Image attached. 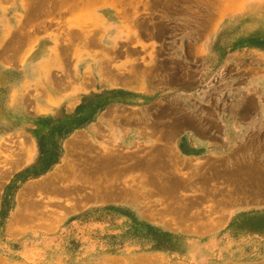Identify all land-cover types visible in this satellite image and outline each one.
<instances>
[{"label":"rangeland","instance_id":"1","mask_svg":"<svg viewBox=\"0 0 264 264\" xmlns=\"http://www.w3.org/2000/svg\"><path fill=\"white\" fill-rule=\"evenodd\" d=\"M25 1L74 96L35 131H2L0 264H264V133L226 152L213 88L233 61L264 67V0ZM87 63L118 86L81 87ZM167 71L179 103L160 102ZM101 113L117 126L94 135Z\"/></svg>","mask_w":264,"mask_h":264},{"label":"crops","instance_id":"2","mask_svg":"<svg viewBox=\"0 0 264 264\" xmlns=\"http://www.w3.org/2000/svg\"><path fill=\"white\" fill-rule=\"evenodd\" d=\"M2 1L6 14L0 17V88L4 95L0 114L5 116L8 122L4 126L0 125V136L4 135V129L5 132L26 134L35 131L36 120L50 118L58 104L73 99L74 94L70 87L57 83V55L52 41L47 37L38 36L40 27L31 32L24 30L26 1ZM41 46L48 47L44 53L40 52ZM261 65L258 62L257 65L245 67L233 61L227 65L228 73L213 86L216 91L224 93L222 99L226 102L224 122H220L223 127L220 132L214 133V136H221L226 152L230 150L233 153L239 149L243 151L249 143H257L258 135L264 133V111H260L259 107V100L264 103V95L261 94L264 89V67ZM88 68L87 63L79 70L81 87L86 88L89 77L96 78L97 86L106 85L108 80V83L112 82L109 87L118 86V73L111 74L100 64L95 68ZM172 75L167 71L159 77L157 86L161 91V103H179L185 94L182 84L172 83ZM154 89L151 84L148 90H131H134L136 95L145 96L151 95ZM80 93L82 95L84 91ZM105 117L106 113L98 115L93 125L94 135L100 133L102 126L116 128L118 116ZM104 118L107 119L106 123L102 122ZM191 127L190 136H194L198 128L194 127V124ZM199 142L201 143V140ZM194 144L197 145L195 140Z\"/></svg>","mask_w":264,"mask_h":264},{"label":"bare ground","instance_id":"3","mask_svg":"<svg viewBox=\"0 0 264 264\" xmlns=\"http://www.w3.org/2000/svg\"><path fill=\"white\" fill-rule=\"evenodd\" d=\"M54 1H56V0H53V2H54ZM62 1H64V0H62ZM66 1H68V0H66ZM31 2H33V1L31 0ZM47 2H48V0H47ZM75 2H76V0H75ZM75 2H73V4H74ZM27 3H28V2H27ZM29 3H30V2H29ZM56 3H57V2H56ZM61 3H62V2H61ZM79 4H80V3H79ZM77 5H78V4H77ZM77 5H76V6H77ZM90 9H91V8H90ZM90 9H89V10H90ZM36 10H37V9H36ZM36 10H34V11H36ZM37 12H38V11H37ZM94 15H95V14H94ZM94 15H93V16H94ZM85 16H86V15H85ZM85 16H84V17H85ZM90 16H91V15H90ZM87 17H88V16H87ZM87 17H85V18H87ZM16 45H17V44H16ZM50 56H51V55H50ZM179 124H180V123H179Z\"/></svg>","mask_w":264,"mask_h":264}]
</instances>
